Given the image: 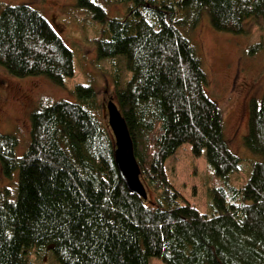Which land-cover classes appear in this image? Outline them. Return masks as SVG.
I'll list each match as a JSON object with an SVG mask.
<instances>
[{"label": "trees", "instance_id": "16d2710c", "mask_svg": "<svg viewBox=\"0 0 264 264\" xmlns=\"http://www.w3.org/2000/svg\"><path fill=\"white\" fill-rule=\"evenodd\" d=\"M121 2L130 6L120 18L94 0L76 6L102 26L97 57L124 60L128 77L121 84L114 72V98L147 200L130 194L118 175L95 90L77 86L76 102L30 115L21 156L16 137L0 134V173L14 179L12 188L0 187V264H27L32 251L48 246L57 264H264V93L250 102L243 139L261 159L249 158L247 180L233 188L229 176L246 163L228 149L201 60L182 33L207 16L215 31L245 35L246 22L264 24V0ZM0 68L63 87L74 55L38 11L7 6L0 11ZM184 144L227 186L212 183L208 214L182 201L168 180L165 162Z\"/></svg>", "mask_w": 264, "mask_h": 264}, {"label": "rangeland", "instance_id": "374dc122", "mask_svg": "<svg viewBox=\"0 0 264 264\" xmlns=\"http://www.w3.org/2000/svg\"><path fill=\"white\" fill-rule=\"evenodd\" d=\"M108 17L120 18L130 4L121 0H94ZM27 5L38 11L51 25L64 45L74 55V74L63 87L54 86L42 77L16 79L0 68V134L11 135L19 141L16 155L21 156L29 142L30 115L42 107L58 101L76 102L75 87H92L101 104L100 118L107 124L106 104L114 98V72L121 84L128 74L124 60H101L96 55V43L101 25L91 15L78 9L76 0H0V11L7 6ZM245 35L215 31L207 16L195 27L182 30L200 58L207 76L206 95L219 107L224 121V138L232 154L243 160L239 171L229 176L228 185L240 188L249 176V158L259 161L244 147L248 132L249 105L261 101L264 93V24L248 21ZM260 44H263L259 46ZM24 151V152H23ZM241 167V166H240ZM168 180L180 194L182 201L194 205L202 214L211 211L208 192L212 183L227 189L213 174L205 157L191 154L188 144L182 145L165 162ZM17 175V172H16ZM14 179L0 173V187L12 188ZM149 197L153 194L148 191ZM51 251V246L46 247ZM49 250L32 251L27 264H57ZM150 258V264H162Z\"/></svg>", "mask_w": 264, "mask_h": 264}, {"label": "water", "instance_id": "95a60500", "mask_svg": "<svg viewBox=\"0 0 264 264\" xmlns=\"http://www.w3.org/2000/svg\"><path fill=\"white\" fill-rule=\"evenodd\" d=\"M107 125L114 142V164L118 175L130 194L147 200V192L141 181V173L134 156L133 143L126 123L113 101L106 104Z\"/></svg>", "mask_w": 264, "mask_h": 264}]
</instances>
